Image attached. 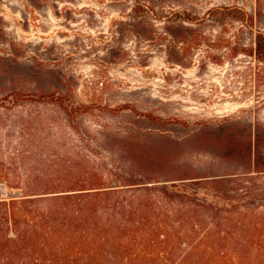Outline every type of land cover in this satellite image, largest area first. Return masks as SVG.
<instances>
[{
    "label": "rangeland",
    "instance_id": "obj_1",
    "mask_svg": "<svg viewBox=\"0 0 264 264\" xmlns=\"http://www.w3.org/2000/svg\"><path fill=\"white\" fill-rule=\"evenodd\" d=\"M148 4L200 16L242 7L254 16L252 28L230 18L186 24L212 40L236 36L240 47L264 31V0ZM134 6L0 0V197L67 194L100 182L164 184L187 170L240 178L257 215L239 220L264 227V173L254 171L264 166V148L247 146L264 133V65L245 54H175L167 41L144 38ZM154 24L163 31L164 22ZM221 131L238 136L236 151L213 143Z\"/></svg>",
    "mask_w": 264,
    "mask_h": 264
},
{
    "label": "trees",
    "instance_id": "obj_2",
    "mask_svg": "<svg viewBox=\"0 0 264 264\" xmlns=\"http://www.w3.org/2000/svg\"><path fill=\"white\" fill-rule=\"evenodd\" d=\"M151 1L135 0L134 6L144 19L146 40L167 41L179 55L198 50L211 59L245 54L264 65V31L254 34L250 46L240 47L236 36L212 40L186 25L230 18L252 28L254 16L246 9L218 6L200 16L160 10ZM154 21L165 23L163 31ZM66 99L59 101L71 112ZM213 139L215 145L235 151L241 143L225 131ZM247 140L249 152L253 146L257 153L264 148L262 132ZM186 171L169 183L150 186L100 182L67 194L0 197V264H264L263 225L239 220L257 215L248 205L251 191H245L240 178L191 176ZM254 171L264 173L263 164L257 162ZM234 181L239 182L229 188Z\"/></svg>",
    "mask_w": 264,
    "mask_h": 264
}]
</instances>
